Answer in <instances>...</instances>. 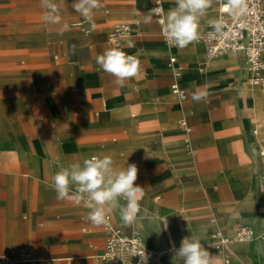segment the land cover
<instances>
[{
    "label": "crops",
    "instance_id": "crops-1",
    "mask_svg": "<svg viewBox=\"0 0 264 264\" xmlns=\"http://www.w3.org/2000/svg\"><path fill=\"white\" fill-rule=\"evenodd\" d=\"M55 2L58 24L44 22L41 0H0V253L27 229L35 237L41 233L45 247H65L72 254L38 257L26 251L34 257L72 259L75 264L78 254L91 251L87 237L68 234L84 221L69 210L73 200L57 199L52 178L92 156H110L116 171L140 161L142 176L135 184L144 188V195L137 222L125 225L118 208L110 213L114 222L110 219L114 227L141 231L149 248L163 253L164 264H183L165 238L181 219V209L188 222L180 237L194 235L203 245L214 243L216 232L231 236L238 225L260 228L258 208L264 195L258 149L264 146L259 138L260 131L264 140V93L248 85L243 54L207 59L201 42L182 50L168 47L158 37L154 18L144 20L142 11L154 0H100L102 7L84 25L89 33L73 25L83 18L72 9L74 0ZM162 4L164 14L176 6L175 0ZM217 16L213 0L200 18V28L205 25V30ZM134 18L139 25L133 24ZM119 23L132 28L122 50L140 61L138 75L124 87L96 63L98 55L113 48L107 37ZM171 55L183 67L177 79L187 94L183 105L170 92ZM165 71V86L147 84L156 83ZM199 93L206 96L197 102L192 96ZM179 116L190 127L188 135L177 124ZM108 136L112 138L106 149L101 143L90 144ZM92 150L95 154L89 157ZM74 191L72 186L70 195ZM154 194L159 195L152 202ZM84 225L95 229L91 237L99 245L105 241L104 230L102 235L90 221ZM233 244L209 253L222 256V264H264L258 242Z\"/></svg>",
    "mask_w": 264,
    "mask_h": 264
},
{
    "label": "clouds",
    "instance_id": "clouds-1",
    "mask_svg": "<svg viewBox=\"0 0 264 264\" xmlns=\"http://www.w3.org/2000/svg\"><path fill=\"white\" fill-rule=\"evenodd\" d=\"M154 3L156 7L143 15L145 22H149L153 15L163 14L159 23L163 26L166 42L178 49H184L199 39L200 18L206 14L213 0H175L176 6L169 9L166 14L162 0H154ZM228 4L236 9L240 6L241 0H228ZM41 6L45 9L44 22L60 23L59 6L55 0H41ZM100 7H102L100 0H74L72 3V9L89 22L93 19L94 10ZM210 23L219 29L220 21ZM67 28L68 25L64 24L63 29ZM96 63L103 73L114 77L119 87H124L126 82L136 77L140 71L139 59L118 47L107 49L98 55ZM205 96L204 93L193 94L192 99L199 102ZM112 165L110 156L102 158L92 156L83 159L82 163L77 161L69 167L62 168L52 178L57 199L68 198L77 204L86 200V206L90 209L88 220L96 226L106 224L108 214L117 208L125 225L137 222L138 214L141 212L140 200L144 195V188L135 184L138 167L132 163L116 171ZM72 186H75V191L70 195ZM121 199L126 201L124 205L119 203ZM162 225L166 230L168 221H164ZM173 251L174 257L181 258L183 264H212L215 258L194 235L184 237L180 247L174 248ZM136 254L141 257L140 264H146L147 259L143 258L146 256L145 251L143 254Z\"/></svg>",
    "mask_w": 264,
    "mask_h": 264
},
{
    "label": "built area",
    "instance_id": "built-area-1",
    "mask_svg": "<svg viewBox=\"0 0 264 264\" xmlns=\"http://www.w3.org/2000/svg\"><path fill=\"white\" fill-rule=\"evenodd\" d=\"M214 1L218 3V17L212 21H220V27L217 29L209 21L206 29L200 35L199 40L204 46L205 57L210 59L222 53H242L246 69L249 72L248 85L252 88H259L264 93V0H241L240 6L236 9L228 4V0ZM154 7L156 5L153 2L145 13L147 14ZM162 16L163 14L153 15L152 17L159 26L160 35L166 45L172 48L173 46L166 42L163 26L159 23ZM87 22L83 17L77 26H82V30L89 33V29L84 27ZM133 24L139 25V20H134ZM131 30L129 23L115 25L108 34V44L113 48L122 49L123 42L130 35ZM168 67L173 78L170 92L177 103L183 105L187 100V94L185 89L180 87L177 82L183 67L177 63L176 57L173 55L168 59ZM177 124L188 135L190 127L185 118H180ZM254 133H256L255 130ZM258 162L259 189L264 195V146L258 149ZM258 210L262 215L260 228L238 225L234 228L231 236L217 232L213 243L214 248L219 249L233 243L258 242L260 252L264 257V201H262ZM102 228L106 233V239L104 251L99 257L104 264H140L141 257L136 253L143 254L144 251L146 256L143 258L147 259L146 264H163L160 255L147 247L138 234L123 233L120 229L114 227L109 216L107 223L102 225ZM13 256L16 258L13 259ZM10 261L29 264L45 262L26 251L18 253L12 251L9 255L0 256L1 263ZM63 261H66L65 264H70L68 259ZM45 263L49 264L48 262Z\"/></svg>",
    "mask_w": 264,
    "mask_h": 264
},
{
    "label": "rangeland",
    "instance_id": "rangeland-1",
    "mask_svg": "<svg viewBox=\"0 0 264 264\" xmlns=\"http://www.w3.org/2000/svg\"><path fill=\"white\" fill-rule=\"evenodd\" d=\"M145 12V9L142 11V13ZM167 13V11H165ZM139 18V17H137ZM137 18H134L137 19ZM80 21V20H79ZM204 26L203 25L200 29H199V32H200V35L202 34L203 30H204ZM76 28H79L80 30L82 29V26H75ZM134 31V30H133ZM138 31V30H137ZM158 37L159 39L165 44V41L163 40V38L161 37L160 35V32H158ZM197 42H200V40L198 39L197 41H195L194 43H197ZM179 50H182V49H179ZM167 56H168V53H165L163 56H162V61L163 63L165 64L166 62V59H167ZM167 71L163 72V74H160V77L161 79H157L156 83H153L152 82L150 83L148 81V85L149 86H155L157 88L159 87H163L167 84V81L165 79V73ZM245 81H246V78L244 79V86H245ZM243 86V87H244ZM139 86H135L134 88H138ZM135 91V90H133ZM246 94L248 95L249 93L246 92ZM169 96H170V100L176 102L174 100V98L170 95L169 93ZM177 103V102H176ZM162 104V103H160ZM179 117L176 118V121L177 119H179ZM176 123V122H175ZM176 128L177 130H179L177 124H176ZM111 138L112 136H108V137H105L103 139H99V140H95V141H92L90 144H96V143H101V144H104L105 146V149H106V144L107 142H111ZM259 138L261 140L262 143H264V140H262V137H261V132L259 131ZM118 140V138H116V141ZM95 154V151H91V154L89 155L92 156ZM135 164L139 165L140 164V161L139 160H136L135 161ZM142 176L141 174H138V178ZM156 195H159V194H154L151 198H152V202H155L154 201V197ZM126 202V201H125ZM157 202V201H156ZM71 209L69 208L70 211L72 212H76L78 213L79 215V219L82 221H84L83 225H81L77 231H73V232H68L69 235L71 234H81L83 235L84 237H87V244H91V251L90 252H86V253H82V254H78L79 258L76 260L75 264H104L101 260V258L99 257V255H102L103 253V248H105V241L104 239H102V242H101V245H99V243L96 242L95 239H93L91 236H94L95 234H97V232L95 231L94 228L92 227H88V226H85L84 224H86L87 222H89L88 220V213L90 211V209L86 206V200H82L79 204L75 203L74 201H72L71 203ZM181 216H180V220L177 221V222H174L167 234H166V239L168 241V243L170 244V247H171V251L172 253L174 254V251L173 249H178L181 245V241H182V238L180 237L179 233H180V230H181V227L186 224L188 222V215L187 213L181 209ZM110 216V218L113 220L114 222V218L113 216L109 213L108 214ZM85 227L86 231L85 232H82V229ZM99 227V230H102L101 231V234L103 235V228H102V225L101 226H98ZM118 229H120L123 233H135V234H138L141 239L144 241L145 245L148 246V247H151V245L148 243L147 241V238L142 234L141 231L137 230L136 228H132L129 226L128 229H125L124 227L122 226H116ZM96 232V233H95ZM54 235V233H51ZM56 234V233H55ZM223 234V233H221ZM42 234L40 233V236H36L34 235V233L30 230V229H27L25 230V233H22V236L17 238L16 240V243H13V244H10L9 246H7L5 249H4V252L3 253H0V256H5V255H9L10 252H14V253H18L20 251H29L31 252L33 255H36V256H43V257H49V256H53V257H62V256H70L72 254H68L66 253V248L65 247H59V248H55V247H45L44 246V240H43V236H41ZM213 240L215 241V237L213 236ZM37 245L39 247H37ZM203 245V244H202ZM234 245V244H231V246ZM207 251H214L215 248L213 246V243L212 244H208V245H203ZM37 247V248H36ZM94 247H97L98 248V251H95L94 250ZM12 249V250H11ZM6 250V252H5ZM11 250V251H10ZM103 250V251H102ZM9 251V252H7ZM35 256V257H36ZM16 257L13 256V259H15ZM12 259V260H13ZM66 261H63V260H55L49 264H65ZM223 262V257L222 256H219V258H214V260L212 261V264H222ZM0 264H29V263H24V262H14V261H10L8 263H1ZM38 264H47L45 262H41V263H38Z\"/></svg>",
    "mask_w": 264,
    "mask_h": 264
},
{
    "label": "bare ground",
    "instance_id": "bare-ground-1",
    "mask_svg": "<svg viewBox=\"0 0 264 264\" xmlns=\"http://www.w3.org/2000/svg\"><path fill=\"white\" fill-rule=\"evenodd\" d=\"M218 17V16H217ZM215 20V19H214ZM79 23V21H76V22H74L73 23V25H77ZM87 23H91V21L89 22H87ZM166 44V43H165ZM223 54H233V53H222V54H219L218 56H220V55H223ZM217 56V57H218ZM213 58H215V57H213ZM211 59V58H210ZM252 133L254 134V130H252ZM221 233V232H220ZM216 236H217V232L215 233V235H214V237L216 238ZM227 246H225V247H222V248H219L218 250H220V251H222V250H224L225 248H226ZM152 249V248H151ZM152 250H154V251H156L159 255H160V257H161V260H162V263L164 264V257H163V253L162 252H160V251H158V250H155V249H152ZM42 261H45V262H51V261H53V260H51V259H43V258H40ZM69 260V262H70V264H74L73 263V260L72 259H68ZM224 262L225 263H228V257H227V255H225L224 254Z\"/></svg>",
    "mask_w": 264,
    "mask_h": 264
}]
</instances>
